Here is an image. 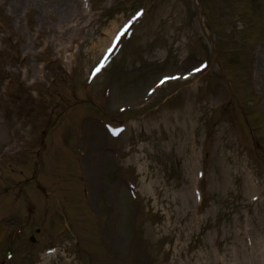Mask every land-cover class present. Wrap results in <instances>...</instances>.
<instances>
[{"label": "rangeland", "instance_id": "1", "mask_svg": "<svg viewBox=\"0 0 264 264\" xmlns=\"http://www.w3.org/2000/svg\"><path fill=\"white\" fill-rule=\"evenodd\" d=\"M0 264H264V0H0Z\"/></svg>", "mask_w": 264, "mask_h": 264}, {"label": "snow or ice", "instance_id": "2", "mask_svg": "<svg viewBox=\"0 0 264 264\" xmlns=\"http://www.w3.org/2000/svg\"><path fill=\"white\" fill-rule=\"evenodd\" d=\"M138 15H140V13H137V16ZM133 19H135V17H133ZM125 27H127V26H125ZM109 51H111V49L109 50ZM200 69H195V71H199ZM95 71H99V68H97Z\"/></svg>", "mask_w": 264, "mask_h": 264}, {"label": "bare ground", "instance_id": "3", "mask_svg": "<svg viewBox=\"0 0 264 264\" xmlns=\"http://www.w3.org/2000/svg\"><path fill=\"white\" fill-rule=\"evenodd\" d=\"M112 34H114V32H112ZM113 36V35H112ZM102 42V41H101ZM101 42L99 43V45H101ZM104 47H105V45H104ZM103 50V49H102ZM104 69V68H103Z\"/></svg>", "mask_w": 264, "mask_h": 264}]
</instances>
